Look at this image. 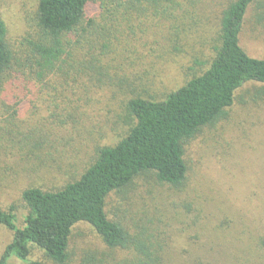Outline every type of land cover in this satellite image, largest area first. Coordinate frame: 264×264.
Wrapping results in <instances>:
<instances>
[{"label": "trees", "instance_id": "obj_1", "mask_svg": "<svg viewBox=\"0 0 264 264\" xmlns=\"http://www.w3.org/2000/svg\"><path fill=\"white\" fill-rule=\"evenodd\" d=\"M192 1L35 0L34 9L24 13V33L17 36L10 33L5 1L0 0V172L4 173L0 183H21V199L28 209L20 227L15 205L0 200V227L12 235L0 264L11 260L26 264L169 262L166 236L161 241L159 229L111 214L108 200L149 174L158 184L182 190L189 179L186 144L203 129L227 120L237 101L244 106L251 100L255 105L264 101V58L250 54L242 43L249 27L253 37L262 35L255 39L264 41V0L224 1L213 59L198 61L200 71L161 100L140 95L129 99L126 136L112 146L100 147L81 175L53 189L37 186L31 176H37L46 162L42 152L55 149L57 140L81 120L83 91L70 88L71 83L108 77L102 59L112 52V38L121 22L146 14L174 19ZM251 9L255 13L249 21ZM249 85L253 93H242ZM50 89L57 93L52 96ZM38 96L50 100L33 98ZM38 101L49 104L56 135L53 143L41 127L24 130L18 123L17 118ZM80 225L97 234L104 250H85L80 261L74 262L71 239ZM258 225L249 248L264 259V219ZM213 244L208 243L207 253L215 263ZM35 252L41 256L33 259Z\"/></svg>", "mask_w": 264, "mask_h": 264}, {"label": "rangeland", "instance_id": "obj_2", "mask_svg": "<svg viewBox=\"0 0 264 264\" xmlns=\"http://www.w3.org/2000/svg\"><path fill=\"white\" fill-rule=\"evenodd\" d=\"M4 1L10 33L22 36L24 13L34 9L35 0ZM224 1L193 0L170 20L151 14L123 20L112 38V52L102 59L108 77L92 82L86 78L69 86L83 91L81 120L57 140L55 149L42 152L46 162L37 176H31L34 183L53 189L81 175L100 147L112 146L126 136L129 99L140 95L161 100L200 71L198 61L213 59ZM254 13L251 9L249 21ZM250 29L245 30L242 43L250 54L264 58V41L255 39L262 35L253 37ZM252 88L249 85L242 93H253ZM56 93L50 89L52 96ZM50 114L48 102L38 101L17 120L24 130L41 127L51 142L56 135ZM185 148L189 179L182 190L158 184L152 174L140 176L125 192L109 198L110 213L159 229L161 241L166 236L167 264H253L247 262L248 257L256 258L254 264H264L249 248L258 220L264 219V101L255 105L251 100L248 106L237 101L227 120L203 129ZM20 186L12 181L0 183V200L15 205L22 227L28 209ZM11 239V233L0 227V257ZM210 241L215 244V263L207 253ZM85 250L100 253L104 247L89 226L80 225L71 239L72 260L79 262ZM40 256L35 252L32 258ZM9 264L26 263L11 260Z\"/></svg>", "mask_w": 264, "mask_h": 264}]
</instances>
